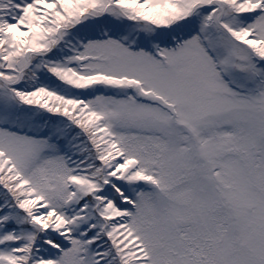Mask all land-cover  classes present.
I'll return each instance as SVG.
<instances>
[{"label":"snow or ice","instance_id":"snow-or-ice-1","mask_svg":"<svg viewBox=\"0 0 264 264\" xmlns=\"http://www.w3.org/2000/svg\"><path fill=\"white\" fill-rule=\"evenodd\" d=\"M0 264H264V0H0Z\"/></svg>","mask_w":264,"mask_h":264}]
</instances>
